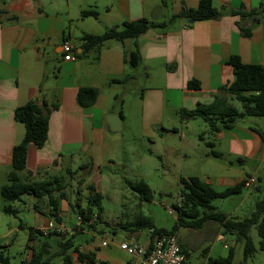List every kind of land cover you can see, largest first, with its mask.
<instances>
[{"label":"crops","instance_id":"obj_1","mask_svg":"<svg viewBox=\"0 0 264 264\" xmlns=\"http://www.w3.org/2000/svg\"><path fill=\"white\" fill-rule=\"evenodd\" d=\"M197 4L198 0H0V171L8 172L12 148L24 133L14 111L30 100L45 103L48 129L41 147L27 144L22 174L34 178L44 174L48 178L52 176L49 172L58 170L64 161L82 156L80 167L86 170V177L79 179L81 184H89V178L102 177L99 164L104 161V147L109 148L104 137L106 133H115L109 130L106 114L121 116L120 131L130 126L123 107L115 106L120 94L122 104L127 98L133 100L135 89L126 91L122 85L136 82L137 76L141 78L137 113L142 129L152 138L159 135L158 127L177 132L173 115H179L180 110L193 109L197 102L210 103L215 96L230 99L232 95L226 87L234 77L228 63L232 55L243 63L264 68V0H212L218 13L212 18L193 20L177 15ZM158 5L160 10L153 19L151 15ZM86 9L95 10L97 15H81ZM142 17L156 25L134 38L107 39L99 49L83 50V34H102L109 27ZM65 40L75 46L73 60L63 58L61 47ZM133 49L140 55L136 66L126 61ZM127 72L131 77L125 82L111 81ZM190 80H195L197 86L189 87ZM81 86L98 89L89 106L83 107L76 100ZM195 118L181 119L179 123L184 127ZM236 123L237 119L232 128L214 132V136L227 141L229 152L237 156L240 164L243 157L261 160V131ZM66 170L69 172L68 167ZM251 175L239 170L234 183ZM64 201L59 211L62 223ZM34 211L38 225L32 227L42 229L52 220ZM141 232L127 231L123 239H138ZM147 236L148 233L144 241ZM34 242L38 241L29 243L36 245ZM93 253L96 263H109L107 253ZM127 263V255L111 259V264Z\"/></svg>","mask_w":264,"mask_h":264},{"label":"rangeland","instance_id":"obj_2","mask_svg":"<svg viewBox=\"0 0 264 264\" xmlns=\"http://www.w3.org/2000/svg\"><path fill=\"white\" fill-rule=\"evenodd\" d=\"M142 84L141 78L137 76L136 82L122 85L126 91L135 89V93H132L135 96L133 100L127 98L122 104L123 94H120L121 100L119 99L115 106L117 109L123 107L126 122L130 123V126L115 133H106L104 140L109 148L103 149V163L95 162L99 164L102 177L98 178V175L97 178L91 177L87 180L95 184L96 190L101 192L102 209L99 217L94 216L96 207L89 199L88 183L81 184L79 179L86 177V170L80 167L82 156H75L69 162L64 161L58 170L49 172L50 175H61L62 182L66 185L65 210L63 223L61 222L66 228L63 231L68 233L67 237L72 239L78 250L107 253L108 264H111V259L126 255L118 247L119 241L129 231L124 226L138 215H143L156 227L167 230L175 227V235L185 248V264H214L210 260L227 256L230 246L233 247V261L239 262L243 257V239H237L235 233L225 231L215 220H208L199 228L179 225L176 223L177 210L173 205L176 204L181 190L180 178L197 176L209 181L216 190H222L233 185L237 172L244 170V175L251 173L255 181L245 185L239 193L213 198L211 204L215 210L222 211L234 219L249 216L255 210L256 202L264 195V147L261 160L243 157V164H240L237 156L229 152L227 141L223 138L217 139L201 116H196L189 125L181 127L180 115H173L178 131L166 132L158 127L159 135L152 138L149 132L142 129L137 113L136 96ZM227 102L241 109L239 100L231 97ZM236 124L256 127L264 139V116L243 115L237 118ZM208 141H213L214 145H208ZM211 151L218 152L219 155H212ZM109 156H113V160H109ZM66 167L71 173L67 172ZM223 177L224 181L221 182ZM44 178V174L35 177ZM138 180L145 181L150 187L152 196L149 201H141L138 193L128 184ZM5 182L7 172L0 171V185ZM77 188L80 189L81 205L92 208L89 220L94 226H84L82 230L72 232L70 229L77 222V213L71 210V204H74L77 197ZM34 201L42 207L45 206L42 199L24 193L21 200L11 202L13 207L18 208L17 214L12 215L2 211L5 201L0 195V251L8 256L7 264H19L22 259L29 257L30 248L26 247L29 227L38 225L37 215L30 207ZM171 208H174L173 212L169 211ZM141 231L137 237L138 241H144L148 228L145 227ZM248 234L254 245V252L247 258L246 264H264V249L259 246L261 237L257 224L250 226ZM104 239L108 241L107 246H101ZM69 252L70 264H86L85 258L82 261L77 259L76 250L72 248ZM55 262L59 264L60 258L55 259ZM98 263L99 261L96 264Z\"/></svg>","mask_w":264,"mask_h":264},{"label":"trees","instance_id":"obj_3","mask_svg":"<svg viewBox=\"0 0 264 264\" xmlns=\"http://www.w3.org/2000/svg\"><path fill=\"white\" fill-rule=\"evenodd\" d=\"M217 12L212 6V0H198L196 8L182 9L177 15L187 16L193 20L205 19L217 16ZM81 15H97L95 10L86 9L81 11ZM156 25L153 20L139 18L137 20L125 21L120 26L109 27L102 34L85 33L82 36L83 50L92 48L99 49L107 39H116L124 41L134 38L149 27ZM126 61L131 66H136L140 61V55L136 49L128 52ZM228 63L232 66L233 80L226 87L228 93L233 98L241 102V109L231 105L227 100L215 96L210 103L197 102L196 107L190 110L182 109L179 115L182 120H187L196 116H201L210 127L211 131L218 132L221 129L233 127L234 121L243 115L264 116V68L260 64L243 63L239 57L232 55ZM131 74L121 78H113L111 81L125 82ZM189 87H196L195 80L188 82ZM98 94V89L94 86L79 87L76 100L79 105L85 107L91 105ZM117 97V96H116ZM45 103H38L35 100L27 101L18 106L14 111V118L22 123L24 133L22 139L16 143L11 152L10 168L7 172V182L0 186V195L5 203L2 205V211L7 214L16 215L18 212L12 206V201L20 200L24 193L32 194L37 199H42L45 206H40L37 202L32 204V208L44 213L57 223H61L60 199L66 197V185L62 182L61 175H52L44 179H35L29 175L21 173L25 169L27 144L33 143L41 147L47 138L48 115L44 112ZM202 138V137H201ZM212 146V142H207ZM212 155L218 156L219 153L211 151ZM81 182V181H80ZM182 201L179 205H173L177 210L176 223L183 226L199 228L208 220L217 221L225 231L236 234L237 239L244 240L243 257L239 262L233 261V247H229L227 256L218 257L210 260L214 264H246V260L254 252V245L248 234L252 224H257L258 233L261 237L260 248L264 249V195L262 199L256 202V208L249 216L242 219L229 217L222 211H217L211 204V200L216 197H226L231 194L241 192L245 187V178L227 186L222 190H216L213 185L200 179L197 176L180 178ZM131 189L135 190L141 201H149L152 192L147 183L143 180L128 183ZM89 199L96 207L95 217H99L101 206V192L95 190L93 184L89 183ZM259 189V187H257ZM264 191V188L262 189ZM80 189L77 188V197L74 204H71V210L81 217L80 225L71 226L70 231L82 230L84 226L93 227L89 218L92 214L90 206L83 207L79 200ZM88 221L89 223L86 224ZM147 227L155 233H174L175 227L170 230L156 227L150 219L143 215H138L132 222L124 228L129 231H139ZM67 232L56 229L43 232L41 229L30 226L28 233V242L26 247L30 248L28 258H24L19 264H56L55 259L60 258L59 264H70V249L77 251V259L82 261L87 259L88 263L96 264L93 252H83L78 250L67 237ZM55 235V236H53ZM64 235V238H62ZM37 240V244H30V241ZM180 243L181 250L185 255V248ZM0 262L8 263V256L0 251ZM99 264H107L99 262Z\"/></svg>","mask_w":264,"mask_h":264},{"label":"built area","instance_id":"obj_4","mask_svg":"<svg viewBox=\"0 0 264 264\" xmlns=\"http://www.w3.org/2000/svg\"><path fill=\"white\" fill-rule=\"evenodd\" d=\"M63 58L65 60H73L76 56L75 46L69 40L62 43ZM255 181L253 176L245 177V185L248 186ZM182 196L179 195L176 204L179 205L182 201ZM174 211V208L169 210ZM76 225H80L81 217L76 216ZM65 226L57 223L54 220H49L47 225L41 230H65ZM108 241L102 240L101 246H107ZM119 249L128 256L127 264H185V257L181 250L179 240L173 233H155L152 229H148V236L145 241H138L135 238H125L119 241Z\"/></svg>","mask_w":264,"mask_h":264},{"label":"water","instance_id":"obj_5","mask_svg":"<svg viewBox=\"0 0 264 264\" xmlns=\"http://www.w3.org/2000/svg\"><path fill=\"white\" fill-rule=\"evenodd\" d=\"M160 10V7L155 8V14H152L151 17L155 19L158 14H156ZM106 123L108 124L109 130L112 132L120 131L121 129V116L118 113H108L105 116ZM55 236V235H53ZM64 238V235H62Z\"/></svg>","mask_w":264,"mask_h":264}]
</instances>
